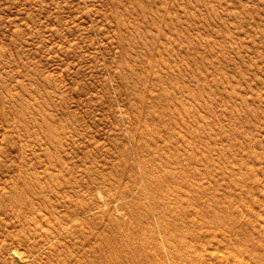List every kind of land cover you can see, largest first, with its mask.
Instances as JSON below:
<instances>
[{"label":"rangeland","instance_id":"obj_1","mask_svg":"<svg viewBox=\"0 0 264 264\" xmlns=\"http://www.w3.org/2000/svg\"><path fill=\"white\" fill-rule=\"evenodd\" d=\"M122 222L141 264H264V0H0V264Z\"/></svg>","mask_w":264,"mask_h":264},{"label":"bare ground","instance_id":"obj_2","mask_svg":"<svg viewBox=\"0 0 264 264\" xmlns=\"http://www.w3.org/2000/svg\"><path fill=\"white\" fill-rule=\"evenodd\" d=\"M127 197V196H126ZM137 201V200H136ZM130 206V205H129ZM136 208V207H135ZM204 210V209H203ZM129 212L131 213L132 216H135V214L133 215V210H129ZM141 212V211H140ZM139 212V213H140ZM144 213V212H143ZM212 215L216 216V212L212 211ZM146 215H148V212H145ZM151 214V213H150ZM144 215V214H143ZM131 216V217H132ZM138 216V215H137ZM130 217V223H135V217H132L131 219ZM139 217V216H138ZM117 218V217H116ZM119 218V217H118ZM115 219V218H114ZM122 219V218H121ZM140 219V218H138ZM141 220V219H140ZM160 221H163V217L162 219L160 218ZM121 222V221H120ZM123 223V222H122ZM128 223V222H127ZM128 223V224H130ZM136 229L134 228H129L130 225H126L125 222L123 224H113L112 226H109V228H105V229H111L112 232H108L109 234L107 235H103L102 237L100 236V243L97 244V246H95V248L98 250L99 253V257L97 258H93L92 261L94 260V264H134V262H137L135 264H141V256L142 253L140 252V250L146 246L145 242H141L139 244H133L135 242L136 236L137 237H141V233H140V222H136ZM111 225V224H110ZM107 230V231H108ZM94 235V234H93ZM91 236V235H90ZM89 236V237H90ZM87 238V237H85ZM90 239V238H89ZM88 239V240H89ZM86 241V240H85ZM91 243V239L89 240ZM86 241L85 243L87 244ZM96 244V243H95ZM94 245V244H93ZM92 249V248H91ZM95 249V251H96ZM106 249V250H105ZM130 249L131 253L130 255H125L124 256V260H122L119 256L121 254H124L125 250ZM108 250V251H107ZM108 252V254L106 255V253L104 252ZM97 252V251H96ZM95 252V253H96ZM97 252V253H98ZM104 253V254H103ZM103 254V255H102ZM96 255V254H95ZM87 256V255H86ZM94 256V255H93ZM88 257V256H87ZM89 258V257H88ZM90 259V258H89ZM88 259V260H89ZM87 260V261H88ZM106 261V262H105ZM91 263V262H89ZM144 264V263H142Z\"/></svg>","mask_w":264,"mask_h":264}]
</instances>
